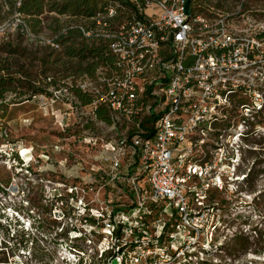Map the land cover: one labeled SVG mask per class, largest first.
Instances as JSON below:
<instances>
[{
  "label": "built area",
  "instance_id": "1",
  "mask_svg": "<svg viewBox=\"0 0 264 264\" xmlns=\"http://www.w3.org/2000/svg\"><path fill=\"white\" fill-rule=\"evenodd\" d=\"M244 1L230 7L225 0H192L187 12V0H99L93 14L69 21L88 40L104 45L105 60L95 74L74 83L89 102L65 81L53 87L51 100L75 104L95 123L104 121L98 111L105 107L111 131L117 130L107 140L89 135L93 146L103 140L106 155L95 165L101 175L109 167L122 198L104 227L112 241L100 248V257L111 253L108 264L114 258L126 263L129 253L136 263L148 256L149 264H166L210 227L215 184H210V159L197 153L210 151L214 121L257 109L244 97L259 79L263 16L262 8L249 12ZM26 34L37 38L28 29ZM46 41L60 48L54 37ZM124 165L126 172H120ZM71 252L78 264H89Z\"/></svg>",
  "mask_w": 264,
  "mask_h": 264
},
{
  "label": "rangeland",
  "instance_id": "2",
  "mask_svg": "<svg viewBox=\"0 0 264 264\" xmlns=\"http://www.w3.org/2000/svg\"><path fill=\"white\" fill-rule=\"evenodd\" d=\"M225 1L234 7L238 0ZM0 4H4L0 40L7 34L21 51L41 56L36 47L57 36L53 26L60 17L57 11L46 10L40 29L34 31L17 10L5 16L6 0ZM244 7L262 8L264 27V0H245ZM19 23L27 24L37 38L20 36ZM261 50L259 79L251 81L244 97L250 107L257 106L256 111L213 122L210 151L197 153L203 160L210 159V184H215L210 186L214 206L210 227L205 226L195 244L166 264H264V37ZM31 70L40 85L39 59L33 60ZM49 73L69 83L78 79L64 77L63 72ZM54 86L49 85V92ZM21 90L18 86L7 91L4 100L0 98V264H78L71 251L89 264H108L111 253L100 257V248L111 246L112 241L104 227L122 198L118 183L109 179V167L101 175L95 164L106 155L103 140L114 137L117 130L111 131L112 123L85 119L75 104L54 102L46 93L20 95ZM234 108L236 113L242 111L241 106ZM93 133L103 138L95 146L89 143ZM120 172H126L125 165ZM151 260L147 256L136 263L129 253L124 264Z\"/></svg>",
  "mask_w": 264,
  "mask_h": 264
},
{
  "label": "trees",
  "instance_id": "3",
  "mask_svg": "<svg viewBox=\"0 0 264 264\" xmlns=\"http://www.w3.org/2000/svg\"><path fill=\"white\" fill-rule=\"evenodd\" d=\"M16 2L17 0H6V3L9 4V10L6 11L5 16L17 10L25 16L24 19L28 22V26L34 31L40 29L42 23L41 15L46 10L57 11L60 17L55 18L56 25H53L57 35L54 40L60 44V48L56 49L51 43L46 42L44 46H41L42 48L36 47L43 52L41 56H36L35 52L21 51L7 34L2 37L0 40V98L2 100L5 99L7 91H16L18 86L24 89L21 90L20 95L30 94V96H35L40 93L50 95L49 85H61L64 78H57L49 72H63L65 74L63 75L64 77L74 75L75 78L85 73L90 76L95 74L98 65L105 60L104 45L95 40H88L78 27H71L70 22H76L82 15L93 14L98 7L99 0H20V5L18 6ZM3 5L0 4V12ZM63 15H69L71 19L62 21L63 18L61 16ZM28 26L27 24L25 26L19 24L20 36L23 37L27 29L30 30ZM263 37L264 31L262 32ZM21 58L25 59L27 68H25L24 62L20 65ZM34 59H39L41 71H43L40 85L36 84L37 79L31 70ZM74 83L72 89L77 97L83 103L89 102V97L81 89L77 88ZM106 113L105 107H101L98 111L100 118L107 123H111L112 121L106 116ZM216 122L214 121V124ZM247 176H249V173H247ZM210 206H213V204H210Z\"/></svg>",
  "mask_w": 264,
  "mask_h": 264
},
{
  "label": "water",
  "instance_id": "4",
  "mask_svg": "<svg viewBox=\"0 0 264 264\" xmlns=\"http://www.w3.org/2000/svg\"><path fill=\"white\" fill-rule=\"evenodd\" d=\"M191 1H192V0H187V2H186V11H187V12L189 11ZM112 264H118V261H117L116 258H114V259L112 260Z\"/></svg>",
  "mask_w": 264,
  "mask_h": 264
}]
</instances>
